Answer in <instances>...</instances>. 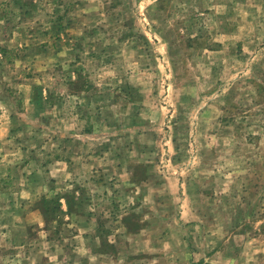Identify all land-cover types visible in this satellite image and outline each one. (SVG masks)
<instances>
[{"label":"rangeland","instance_id":"obj_1","mask_svg":"<svg viewBox=\"0 0 264 264\" xmlns=\"http://www.w3.org/2000/svg\"><path fill=\"white\" fill-rule=\"evenodd\" d=\"M0 264H264V0H0Z\"/></svg>","mask_w":264,"mask_h":264},{"label":"trees","instance_id":"obj_2","mask_svg":"<svg viewBox=\"0 0 264 264\" xmlns=\"http://www.w3.org/2000/svg\"><path fill=\"white\" fill-rule=\"evenodd\" d=\"M69 204V203H68ZM71 205L69 204V207H70Z\"/></svg>","mask_w":264,"mask_h":264}]
</instances>
